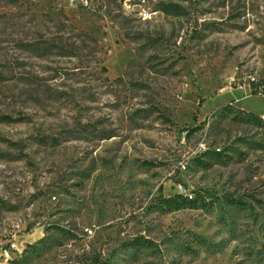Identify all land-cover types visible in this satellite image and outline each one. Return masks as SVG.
Instances as JSON below:
<instances>
[{"label":"rangeland","instance_id":"374dc122","mask_svg":"<svg viewBox=\"0 0 264 264\" xmlns=\"http://www.w3.org/2000/svg\"><path fill=\"white\" fill-rule=\"evenodd\" d=\"M13 2L0 264H264V0Z\"/></svg>","mask_w":264,"mask_h":264},{"label":"trees","instance_id":"16d2710c","mask_svg":"<svg viewBox=\"0 0 264 264\" xmlns=\"http://www.w3.org/2000/svg\"><path fill=\"white\" fill-rule=\"evenodd\" d=\"M11 3L14 4L13 0H10ZM254 88H252L251 94L256 96V95H264V87L262 86V82L259 84H256L255 82L253 83ZM261 90V92H260ZM226 109H230L229 107H226ZM238 113L240 115H242L243 117L247 118L248 121H257L259 123H261L263 120L262 118L252 114V113H247L243 110H238ZM219 155V154H218ZM181 204H188V205H192V206H202V207H206V200L204 198L203 195H198L195 198H185L182 195H177L175 197L172 198H165L163 196H160L157 199V209H161V210H166V209H170L174 206L177 205H181ZM236 204V203H234ZM42 241V240H41ZM41 241H39L38 243H40ZM102 264V263H99Z\"/></svg>","mask_w":264,"mask_h":264},{"label":"crops","instance_id":"0c3cea01","mask_svg":"<svg viewBox=\"0 0 264 264\" xmlns=\"http://www.w3.org/2000/svg\"><path fill=\"white\" fill-rule=\"evenodd\" d=\"M264 115V114H263ZM26 241L25 240H23V239H21V240H19L18 241V243H17V248L19 249V247H22L23 246V243H25Z\"/></svg>","mask_w":264,"mask_h":264},{"label":"built area","instance_id":"2783aa9c","mask_svg":"<svg viewBox=\"0 0 264 264\" xmlns=\"http://www.w3.org/2000/svg\"><path fill=\"white\" fill-rule=\"evenodd\" d=\"M254 81V80H253ZM13 248L15 249L16 247H15V245L13 246ZM4 257L6 258V259H10V255H9V253L8 252H5L4 253Z\"/></svg>","mask_w":264,"mask_h":264}]
</instances>
